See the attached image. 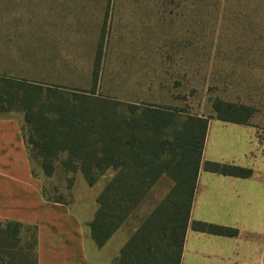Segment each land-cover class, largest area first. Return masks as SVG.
Returning a JSON list of instances; mask_svg holds the SVG:
<instances>
[{"label": "rangeland", "instance_id": "rangeland-1", "mask_svg": "<svg viewBox=\"0 0 264 264\" xmlns=\"http://www.w3.org/2000/svg\"><path fill=\"white\" fill-rule=\"evenodd\" d=\"M13 8L0 12L13 15L18 25L23 61L16 71L26 77L16 78L61 85L68 93L93 90L95 97L118 103L116 111L124 110L123 103L168 107L178 120L215 115L219 97L253 106L249 124L264 133V0H33ZM25 60L34 66L24 67ZM7 86L0 75V117H15L28 135L17 89ZM180 126L176 122L169 133ZM64 158L58 157L51 175L40 160H31L34 174L46 199L66 203L87 219L115 172L91 186L80 170L64 167ZM174 184L165 175L156 181L108 240L101 262L117 258Z\"/></svg>", "mask_w": 264, "mask_h": 264}, {"label": "trees", "instance_id": "trees-1", "mask_svg": "<svg viewBox=\"0 0 264 264\" xmlns=\"http://www.w3.org/2000/svg\"><path fill=\"white\" fill-rule=\"evenodd\" d=\"M97 76L94 74V86ZM16 88L28 124L24 135L31 160H40L46 175L65 155V168L80 170L89 185L115 172L96 196L98 208L88 223L99 247L127 221L162 176L175 184L168 195L142 219L121 247L113 264H180L187 229L236 234L235 229L191 221L201 166L214 172L250 176L251 168L227 162L203 161L204 145L213 118L249 124L254 107L213 101L215 115L176 118L164 107L116 105L92 91L66 92L64 86L6 76ZM16 93V92H15ZM178 120V121H177ZM181 126L169 133V127ZM0 264H38V227L19 221H0Z\"/></svg>", "mask_w": 264, "mask_h": 264}, {"label": "crops", "instance_id": "crops-1", "mask_svg": "<svg viewBox=\"0 0 264 264\" xmlns=\"http://www.w3.org/2000/svg\"><path fill=\"white\" fill-rule=\"evenodd\" d=\"M26 3L33 0H0V10L12 13L14 6ZM7 16L0 12V18L5 17L0 19V75L17 77L19 60L23 61L18 25L13 15ZM24 62V67L34 66ZM203 161L232 163L251 168L253 174L236 176L201 166L191 221L225 226L236 234L201 231L190 224L180 264H264V133L250 124L213 118ZM94 214L84 219L68 204L45 198L20 121L0 117V221L38 227V264H113L114 256L108 262L99 259L106 245L99 247L91 236L88 223Z\"/></svg>", "mask_w": 264, "mask_h": 264}]
</instances>
